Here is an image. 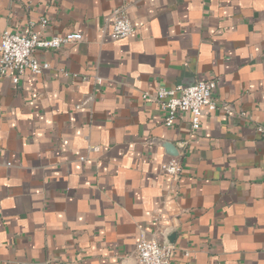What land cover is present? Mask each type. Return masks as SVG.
<instances>
[{"label": "crops", "instance_id": "0c3cea01", "mask_svg": "<svg viewBox=\"0 0 264 264\" xmlns=\"http://www.w3.org/2000/svg\"><path fill=\"white\" fill-rule=\"evenodd\" d=\"M25 27L83 39L0 77V264H137L140 239L171 264H264V0H0V32ZM209 79L196 132L142 98Z\"/></svg>", "mask_w": 264, "mask_h": 264}, {"label": "built area", "instance_id": "2783aa9c", "mask_svg": "<svg viewBox=\"0 0 264 264\" xmlns=\"http://www.w3.org/2000/svg\"><path fill=\"white\" fill-rule=\"evenodd\" d=\"M42 23H45L44 19ZM132 32L133 26L125 11L115 9L110 38L124 39ZM82 39L81 33L44 37L33 32L30 27L17 32L3 30L0 32V77L10 78L12 83L17 84L25 73L39 75L48 70L50 65L38 61L34 56L35 51L56 50ZM215 88V79H209L191 85L159 87L153 93H143L142 98L158 104L164 113L166 126H171L178 114L187 113L190 130L196 132L200 127L201 116L218 107L214 96ZM257 131L264 133V128L259 126ZM161 170L174 176L181 172V165L179 160L173 158L163 163ZM171 256V247L163 246L154 239H140L136 244L137 264H171Z\"/></svg>", "mask_w": 264, "mask_h": 264}]
</instances>
